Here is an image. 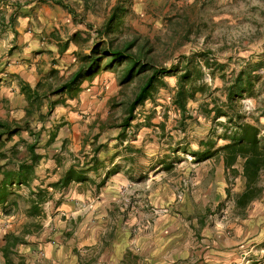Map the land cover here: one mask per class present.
<instances>
[{"label":"crops","instance_id":"crops-1","mask_svg":"<svg viewBox=\"0 0 264 264\" xmlns=\"http://www.w3.org/2000/svg\"><path fill=\"white\" fill-rule=\"evenodd\" d=\"M52 5L4 14L0 26V119L18 127L6 146L16 140L36 142L41 155L29 185L13 187L14 210L2 215L0 205V215L11 218L20 209L24 215L29 188L56 181L70 165L86 160L89 169L84 181L48 188L50 199L58 196L49 227L26 236L29 248L22 251L33 264H244L247 250L264 242V217L259 199L243 214L234 212L233 197L226 199L224 191L221 159L212 161L216 165L203 176L194 173L195 185L175 212L171 183L181 176L162 170L168 159L157 143L116 139L119 118L111 121L108 104L118 87L111 70L101 69L69 91L49 94L77 68L79 56L88 53L98 39L94 28L104 17L88 1L76 9L85 22ZM25 85L39 95L31 104L22 90ZM52 101L57 103L49 110ZM97 144L102 147L92 166L91 149ZM140 154L146 167L136 172L132 162ZM201 177L206 183L200 187L196 183ZM221 202L233 211L232 217L216 216ZM153 208L165 212L153 214ZM41 230H46L44 236ZM18 255L26 260L25 253Z\"/></svg>","mask_w":264,"mask_h":264},{"label":"rangeland","instance_id":"rangeland-1","mask_svg":"<svg viewBox=\"0 0 264 264\" xmlns=\"http://www.w3.org/2000/svg\"><path fill=\"white\" fill-rule=\"evenodd\" d=\"M62 1L75 10L76 20L85 22V17L81 12L76 11L82 0ZM93 2L104 17L110 6L116 2L127 7L128 11L122 18L121 34L133 33L147 38L153 48L152 55L160 62L165 61L169 64L181 55L210 50L209 58L221 63L223 67L212 66V69H204L201 82L209 85V92L221 102H223L222 90L225 82L233 77L244 62L262 60V67H258L251 73L254 75L251 94H244L238 100L237 105L245 120L257 124L260 137L263 138L262 144H264V0H93ZM17 4L21 5L13 9V6ZM52 4L51 0H0V26L3 25L4 14L21 12L28 6L34 7V5H43L51 9ZM10 23H12V17L8 24ZM187 27L191 28L186 36L183 33ZM110 72L115 77L113 70ZM164 82L165 86H156L152 98L145 100L134 110L131 126L125 130L121 139L154 140L153 143H157L159 152H163L164 159H168L163 165L165 169L162 168V170L181 176L177 183H171L172 191L175 193L179 190L184 180L187 182L183 188L186 195L190 187L195 185L193 184L194 173L203 176L206 171L210 172V168L216 165L212 164V161L216 163L215 157L198 160L197 157L193 158L192 154L203 150L204 145L200 142H204L207 137L213 139L215 146L225 142L221 137L225 127L222 125L224 118L219 117L212 121L202 116L198 112V106L207 98L197 96L196 100H189L187 103L191 118H186L183 125L178 126L179 115L170 102L175 77L165 76ZM116 86L118 87L117 93L109 102L117 103L122 97L131 96L136 85L130 83L119 88L116 81ZM108 105L112 109L111 121H116L118 118L120 120L121 106H111L110 103ZM116 139L119 140V138ZM146 162L144 155H137L135 161L132 162L133 168L137 172L146 167ZM236 167L240 172V161ZM144 181L145 179L141 180L138 185H143ZM259 182L263 190L257 200L259 199L260 212L264 217V172L260 174ZM205 183L206 178L204 180V177H201L196 185L201 187ZM224 183L230 190L229 195L233 197L241 191L243 179L241 176L239 179L230 177L227 182L224 180ZM184 194L182 198H185ZM57 200L58 196L54 195L52 199L43 203L42 216L35 218V222L41 224L43 229L49 227L50 215L53 212L51 206ZM182 200L175 203L173 209L175 212L179 210L178 207L182 204ZM20 202L21 205L24 203L21 200ZM214 212L216 216L222 215L225 218L233 216V211L224 202H221ZM17 213L11 218L0 215V244L2 230L4 232L19 230L27 220L22 209ZM45 233L46 230H41V236ZM28 244L17 247L18 253L26 255L23 257L26 258L24 264L32 262V257H28V252L22 251L24 248H29ZM247 251L243 258L244 264H264V242H260L255 249ZM34 263L37 264L36 261Z\"/></svg>","mask_w":264,"mask_h":264},{"label":"trees","instance_id":"trees-1","mask_svg":"<svg viewBox=\"0 0 264 264\" xmlns=\"http://www.w3.org/2000/svg\"><path fill=\"white\" fill-rule=\"evenodd\" d=\"M88 1L94 6L93 0ZM55 5L74 16L75 10L62 0H51ZM15 3V2H14ZM21 4L13 6L16 9ZM14 11V10H13ZM128 9L116 2L110 6L100 26L94 31L98 39L89 47L88 53L79 56L77 68L57 88L49 94L69 91L79 83L83 77H90L99 70H113L119 88L130 83H135L131 96H124L117 102H110L111 106H121V118L117 127V138L124 135L125 130L131 126L134 118V110L142 105L145 100L152 98L156 86H165L164 77H175L174 90L171 95V104L179 115L177 125H183L186 118H191L187 110L189 100H196L197 96L207 98L200 102L198 112L212 121L223 117L224 125L222 139L225 142L215 146L213 139L207 137L203 150L194 152L193 156L198 160L215 157L221 159L225 175V181L240 174L243 179L241 191L232 198L234 212L243 214L246 206L257 199L263 188L259 182V176L264 172V144L260 137L259 127L254 122L244 119L237 102L244 95H250L253 87L251 73L258 67H262L263 61H245L232 78L225 82L223 87V102L215 98L210 92V86L201 82L204 69L212 66L222 68L223 65L209 58L210 50L190 52L181 55L173 63L160 62L152 55L153 48L149 40L136 34L122 35V18ZM12 14L8 16V22ZM187 27L183 35L189 34ZM186 35V36H187ZM212 69V68H211ZM28 104L36 101L38 94L30 91L28 86L22 87ZM52 101L49 110L56 104ZM48 110V111H49ZM264 113V112H263ZM161 125V124H160ZM18 131V127L0 119V205L2 215H9L15 207V190L13 187L28 186L34 178V167L38 164L41 155L36 152V142L16 140L7 145L12 135ZM3 137V139H2ZM2 139V140H1ZM102 145L97 144L91 149L90 160L92 166L96 163V154ZM240 161V172L236 164ZM87 161H82L67 167L54 182H48L44 186L29 188L27 204L24 214L28 218L42 216V205L51 198L48 190L65 188L71 181H84ZM109 174V173H107ZM103 181L100 182L102 184ZM226 199L230 197L228 187L224 189ZM42 229V225L35 220H29L22 224L19 232L6 231L1 236L0 253L3 264H24V260L18 255L17 247L27 243L26 236L33 235Z\"/></svg>","mask_w":264,"mask_h":264},{"label":"built area","instance_id":"built-area-1","mask_svg":"<svg viewBox=\"0 0 264 264\" xmlns=\"http://www.w3.org/2000/svg\"><path fill=\"white\" fill-rule=\"evenodd\" d=\"M187 182L182 180L181 182V186L180 189L175 191L174 193V202H180L182 200L183 194H184V190L183 188L186 186ZM158 212H165L164 208H153L152 209V213H158Z\"/></svg>","mask_w":264,"mask_h":264}]
</instances>
